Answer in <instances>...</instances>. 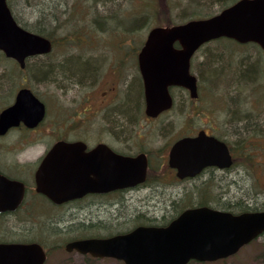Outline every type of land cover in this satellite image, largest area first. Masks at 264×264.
Instances as JSON below:
<instances>
[{"label": "flooded vegetation", "instance_id": "obj_1", "mask_svg": "<svg viewBox=\"0 0 264 264\" xmlns=\"http://www.w3.org/2000/svg\"><path fill=\"white\" fill-rule=\"evenodd\" d=\"M237 1L193 0L197 11L183 22L213 17ZM133 10L136 17L132 19L137 20V6ZM132 31L106 34L89 28L81 36L74 35L72 40L77 43L67 49L55 48L57 42L51 36L50 51L27 56L22 62L0 50L6 62L0 66V114L14 105L21 93L29 105L22 118L0 133V244L39 243L46 250L47 264L50 252L65 248L68 242L123 233L102 232L106 211H114L108 219L123 217L132 201H141L126 215H154L156 207L147 203L174 200L175 193L181 192L177 186L182 185L186 193L188 183L195 185L199 198L214 197L218 186L238 183L230 171L238 174L248 159L264 163V157L257 159L264 145L255 144L260 140L251 137L263 134L264 118L254 119L246 113L264 111V104L254 98L242 115L230 113V82L219 92L215 81V73L224 66L230 71V45L239 53L253 46L264 56L262 47L226 35L202 43L189 61L195 91L183 84H170L171 106L148 112L141 69V62L147 61L141 53L148 34L140 40ZM174 48L181 49V44L176 41ZM150 52L161 55L165 51ZM74 61L94 63L92 72L66 81L61 76L43 79L34 71L42 66L57 69ZM132 94H137L134 106L130 104ZM32 96L42 103L43 115L38 121L35 114L39 108L34 109ZM157 101L163 104L167 99ZM219 104H225L226 110ZM44 135L50 139L46 141ZM186 138H197L193 156L200 169L181 177L189 168L181 165L180 171L172 165L171 150ZM58 143L74 145L55 148ZM124 160H128L125 172L136 183L123 187ZM212 160L217 163H210ZM38 176L52 184L71 185L73 192L83 185L84 193L64 199L67 191L62 187L56 192L61 201H55L38 190ZM54 232L65 234L64 239L45 245L43 237Z\"/></svg>", "mask_w": 264, "mask_h": 264}, {"label": "water", "instance_id": "obj_2", "mask_svg": "<svg viewBox=\"0 0 264 264\" xmlns=\"http://www.w3.org/2000/svg\"><path fill=\"white\" fill-rule=\"evenodd\" d=\"M221 35L242 42L254 41L264 49V0H239L210 18L153 27L141 53L142 58L147 60L141 62V69L146 85L148 112L171 106V96L167 91L170 84H183L192 92L195 91V79L189 73L190 57L202 43ZM176 41L181 44L179 50L174 48ZM51 48L49 38L21 26L8 1L0 0L1 50L22 62L27 56L46 53ZM153 50L165 52L157 55L150 52ZM32 97L34 109L39 108L35 114L38 121L43 115L42 103ZM160 97L166 98L167 102L160 104L157 101ZM24 102V93H21L14 105L1 112L0 133L15 123L18 117L24 116L22 113L29 108ZM196 140L182 139L171 150L172 165L178 166L180 171L183 169L181 165L189 168L184 173L180 172L181 177L194 175L200 169L194 165ZM58 145L74 144L58 143L55 148ZM127 161L123 163V187L136 183L125 172ZM210 163L217 162L212 160ZM46 180L45 176L38 177V189L56 199L55 193L62 185ZM82 188L83 185H80L77 192L67 193L64 199L82 195ZM262 233L264 209L233 213L205 205L187 208L165 226L139 225L127 233L112 237L74 240L67 243L66 249H76L96 257H115L125 264H187L190 260L215 261L231 256ZM45 259V250L39 243L0 244V264H44Z\"/></svg>", "mask_w": 264, "mask_h": 264}, {"label": "rangeland", "instance_id": "obj_3", "mask_svg": "<svg viewBox=\"0 0 264 264\" xmlns=\"http://www.w3.org/2000/svg\"><path fill=\"white\" fill-rule=\"evenodd\" d=\"M8 2L14 16L26 27L34 30L43 29L56 40L55 48L62 47L64 49L72 48L73 44L77 43L72 40L74 35L81 36L89 31V28L94 32L106 34L131 32L134 29L132 32L138 33L139 39L142 40L152 27L183 22L197 11L193 0H190L189 4L186 3V0H109L106 4L95 3L96 0H8ZM134 5L139 11L138 21L135 18L132 19L136 17V12L134 13L133 10ZM42 22L45 26H42ZM135 23H137L136 28H132V24ZM230 44L232 43L230 42ZM233 47L230 45V71L224 66L215 73V75L218 74L215 81H218L216 87H219V92L225 89L230 82V113L240 116L245 112L243 108L247 109L252 99L256 98L258 102L264 104V56L260 55L253 46L241 53L236 50L232 51ZM249 63L255 64V74L250 78L240 80L234 75L237 67ZM4 64L6 62L0 57V66ZM219 106L220 109L226 110L225 104H219ZM246 113L254 119L264 118L262 110ZM262 133L251 136L252 139L260 140L255 144L264 145V130ZM44 138L47 141L50 136L44 135ZM253 142L251 140V144ZM259 155L261 156H258L257 159L263 160L264 152ZM239 170L238 174H235L234 170L230 171V176L238 183L233 181L230 186H218L215 191L216 195L205 198L206 201L217 208L230 206L231 208L228 210L235 212L241 211L244 207L249 210L264 208V163L259 165L253 159H248V162L244 163V166ZM241 177L244 178L240 179ZM187 186L186 193L183 192L182 185L177 186L181 192L175 193L174 200L173 198L166 199V201L153 200L147 203L156 207H154L155 214L151 216L147 214L143 218H155L158 224H162L174 216L182 206L186 207L188 201L198 200L199 196L194 192L195 185L188 183ZM140 203L142 202L132 201L129 205L130 211L126 214L131 215V211ZM113 212L106 211L102 214L103 227L106 226L102 232H124L140 224L138 219H143L131 218L126 214L123 217L108 219L109 214ZM64 237L65 234L54 232L53 236L50 234L44 236L43 241L46 243L45 245L50 246L51 240L57 239L60 242ZM50 253L47 264H124L115 258H93L75 251L68 252L64 247L53 249ZM188 264H264V234L225 259L213 262L191 261Z\"/></svg>", "mask_w": 264, "mask_h": 264}, {"label": "trees", "instance_id": "obj_4", "mask_svg": "<svg viewBox=\"0 0 264 264\" xmlns=\"http://www.w3.org/2000/svg\"><path fill=\"white\" fill-rule=\"evenodd\" d=\"M96 1L97 2H95V3H98V2L101 3L102 2L104 4L109 2V0L108 1L107 0H96ZM136 21H138V20H136ZM44 22H42V24ZM23 26L26 27L25 24H23ZM42 26H45V24H43ZM30 29H32L33 31H35L37 33H40L42 35H46V36L50 37L43 29H35V30L33 28H30ZM216 61H217V59H216ZM93 67H94V63H83V62L74 61V62L68 63L66 65L58 66L57 69L51 68L50 66H42V70H40V68H38V70L35 69L34 71L37 73L39 71V73H40L39 76L42 77L43 79L47 78V77H52V76H61L66 81H73V80L80 79L85 75H89L92 72ZM254 74H255V64L249 63V64H245L244 66L239 65L237 67L234 75L237 78L239 77V79L241 80V79L250 78ZM135 95H137V94H135ZM135 95L132 94V96H130V98L132 97V100H130V104L133 106L137 100ZM123 116L128 117V115L125 113ZM204 199L205 198H198V200L188 201L186 206H191V205H195V204H197V205L209 204V202H207L206 199L205 200ZM184 208H186V207H184ZM184 208L182 206L180 209H178V211H181ZM224 208L230 209L231 207L228 206V207H224ZM261 209H263V208H261ZM246 210H249V208L244 207L241 209V211H246ZM250 210H258V209H250ZM230 211L235 212L233 210H230ZM241 211H239V212H241ZM87 213L89 214V212H87ZM176 214L174 216H171L169 220H171L173 217H175ZM143 217H145V216H141V215L138 216V218H143ZM169 220H167L166 222H163L162 224H166ZM138 221L140 222V224L143 223V224H148V225H160L157 223V220L155 218H143V219H138Z\"/></svg>", "mask_w": 264, "mask_h": 264}, {"label": "bare ground", "instance_id": "obj_5", "mask_svg": "<svg viewBox=\"0 0 264 264\" xmlns=\"http://www.w3.org/2000/svg\"><path fill=\"white\" fill-rule=\"evenodd\" d=\"M264 209V208H263ZM258 210H262V209H258Z\"/></svg>", "mask_w": 264, "mask_h": 264}]
</instances>
